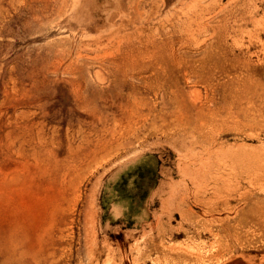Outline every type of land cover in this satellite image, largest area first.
<instances>
[{
	"label": "rangeland",
	"instance_id": "obj_1",
	"mask_svg": "<svg viewBox=\"0 0 264 264\" xmlns=\"http://www.w3.org/2000/svg\"><path fill=\"white\" fill-rule=\"evenodd\" d=\"M263 54L264 0H0V264H264Z\"/></svg>",
	"mask_w": 264,
	"mask_h": 264
},
{
	"label": "bare ground",
	"instance_id": "obj_2",
	"mask_svg": "<svg viewBox=\"0 0 264 264\" xmlns=\"http://www.w3.org/2000/svg\"><path fill=\"white\" fill-rule=\"evenodd\" d=\"M245 35V34H244ZM264 55V54H263ZM264 57V56H263ZM232 156V155H231ZM214 163V162H213ZM196 191V190H195ZM263 264V263H262Z\"/></svg>",
	"mask_w": 264,
	"mask_h": 264
}]
</instances>
